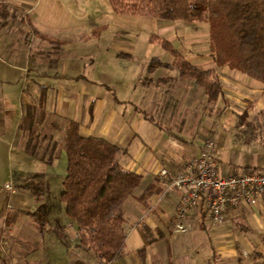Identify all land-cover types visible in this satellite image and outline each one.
<instances>
[{"label": "crops", "instance_id": "obj_1", "mask_svg": "<svg viewBox=\"0 0 264 264\" xmlns=\"http://www.w3.org/2000/svg\"><path fill=\"white\" fill-rule=\"evenodd\" d=\"M66 4L64 0L45 5L43 0H0V257L9 264H174L167 240L178 233L172 216L180 192L167 189L169 181L159 171H179L185 160L201 153L208 139L215 141L223 173L263 170L264 136L258 132L256 140L248 137L246 129L255 126V119L247 106L233 111V104L258 93H222L212 102L177 70L150 69L154 56L139 57L117 44L91 52V40L100 38L108 26L86 34L76 32V15ZM45 17L55 25L52 30L37 20ZM190 23L177 27L172 21H160L170 39L179 37V28ZM178 46L188 61L201 68H214L217 74L225 69L213 65L210 45L205 54L192 43ZM114 57L127 60L131 70L113 66ZM174 59L161 60L172 63ZM128 72L131 78L123 80ZM257 107L264 110V101ZM71 120L79 123L83 135L100 136L124 147L122 166L142 177L125 206L129 232L123 249L109 261L79 245L77 226L65 215L64 203H58L68 166L65 130ZM30 132L38 149L53 155L50 163L26 148ZM33 174L40 175L38 200L30 190L16 186L19 179ZM44 202L51 209V222L41 231L24 212ZM201 208L195 215L196 227L187 232L206 230L210 221L206 218L202 225ZM257 210H264V198L257 205L229 209L220 224L229 229L234 219L249 218ZM56 216L62 220L67 243L52 232ZM194 253L193 262L198 264L199 250ZM228 257L222 255L220 260L224 263Z\"/></svg>", "mask_w": 264, "mask_h": 264}, {"label": "trees", "instance_id": "obj_2", "mask_svg": "<svg viewBox=\"0 0 264 264\" xmlns=\"http://www.w3.org/2000/svg\"><path fill=\"white\" fill-rule=\"evenodd\" d=\"M116 13L154 17L172 22H202L210 25V50L213 65L237 70L264 86V0H109ZM174 55L172 63L154 56L150 69L167 66L179 76L197 84L215 102L223 93V83L214 68H201L188 61L166 38L153 35L151 41ZM245 118L247 112H244ZM247 125L253 123L247 122ZM26 148L46 163L53 155L41 152L33 132ZM64 149L68 166L62 181L58 203H64L65 215L77 226L79 245L92 249L101 260L117 257L125 243L129 225L125 206L138 190L142 177L121 164L124 147L100 136H85L78 122L71 120L65 130ZM251 169V168H247ZM33 174L17 181V187L30 190L38 200L41 192ZM202 225L206 212L201 208ZM41 231L51 222L47 202L25 211ZM52 232L67 243L60 216L54 219ZM0 264H9L0 257Z\"/></svg>", "mask_w": 264, "mask_h": 264}, {"label": "rangeland", "instance_id": "obj_3", "mask_svg": "<svg viewBox=\"0 0 264 264\" xmlns=\"http://www.w3.org/2000/svg\"><path fill=\"white\" fill-rule=\"evenodd\" d=\"M48 1L52 0H43V5ZM64 1L67 3L68 9L76 15V24L74 23L75 26L78 25L75 27L76 32L79 30L86 34L95 27L108 26L107 31L101 33L100 38L91 40L89 44L91 52L97 51L99 47H111L117 44L125 46L127 49L131 48L133 54L139 57L158 56L163 60L174 59L170 52L149 41L153 35L158 34L157 36L160 35L161 38H167L168 36L165 33L166 26L160 25L162 20H159V18L116 13L112 9L109 0ZM49 6L51 5L49 4ZM37 20L51 30L55 26L48 24L46 17ZM174 23L178 27L190 22L177 21ZM179 30L181 31L179 37L167 38L175 46L179 47V43L183 45L192 43L193 48H197L201 53L208 52L210 45V25L208 21L191 22L187 26L180 27ZM184 48L183 52L186 53L187 51ZM113 59V66L124 68L125 71L131 70L132 66L128 64L127 60L121 57H114ZM228 69L230 68L225 67L218 73L222 76L223 93H258L257 95H247L251 97V100L242 99L237 102V105L233 104V111L235 112L238 111L235 107L241 109L243 106L248 107L247 110L250 111V116L255 119V122H253L255 126L248 127L246 130L248 137L256 140L258 132L260 137L264 136V110H259L257 107V103L264 101V86L259 81L248 78L246 74L240 71L233 72L228 71ZM130 76L131 72L123 73V80H129ZM20 87L17 93H20ZM247 101H249L248 105ZM255 218L261 224H258ZM205 225L206 230L173 233L168 238L167 243L174 254V264L178 262L180 264L192 263L195 250H199L200 262L198 264H264V230L261 231L259 227V225L264 226V210H257L249 218L245 216L242 218L237 217L234 219V223L230 224L229 229L225 228L224 225L222 226V224L215 225L211 222ZM222 251H224L222 255L229 256L225 258L226 262L224 263L220 260L222 256L220 252Z\"/></svg>", "mask_w": 264, "mask_h": 264}, {"label": "built area", "instance_id": "obj_4", "mask_svg": "<svg viewBox=\"0 0 264 264\" xmlns=\"http://www.w3.org/2000/svg\"><path fill=\"white\" fill-rule=\"evenodd\" d=\"M169 181L167 189L180 192L172 216L174 230H193L200 206L208 220L218 225L226 212L243 204L257 205L264 198V169H242L234 174L222 172L216 158V144L208 139L200 154L188 158L177 172L159 171ZM8 187L11 188L10 185Z\"/></svg>", "mask_w": 264, "mask_h": 264}]
</instances>
